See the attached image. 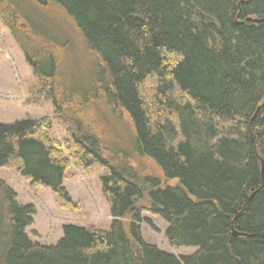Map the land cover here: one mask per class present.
I'll return each mask as SVG.
<instances>
[{"label":"trees","instance_id":"16d2710c","mask_svg":"<svg viewBox=\"0 0 264 264\" xmlns=\"http://www.w3.org/2000/svg\"><path fill=\"white\" fill-rule=\"evenodd\" d=\"M54 9L94 57L83 84L57 81L68 40ZM0 20L67 124L63 149L48 119L0 124V169L68 208L69 165L98 164L112 217L108 231L66 225L57 245L33 243L35 207L0 185V264H264V0H0ZM99 102L129 119L133 154L175 186L103 147L86 117ZM145 212L172 247L197 251L178 259L147 243Z\"/></svg>","mask_w":264,"mask_h":264},{"label":"rangeland","instance_id":"374dc122","mask_svg":"<svg viewBox=\"0 0 264 264\" xmlns=\"http://www.w3.org/2000/svg\"><path fill=\"white\" fill-rule=\"evenodd\" d=\"M51 17L58 21L62 35L68 40V48H60L57 52L60 63V77L57 81L68 79L69 82L75 81L76 85L83 84L94 57L86 52L80 33L62 12L54 9ZM66 106L70 108L69 104ZM57 117L53 102L46 98V91L42 90V85L27 63L23 51L0 20V124L48 119L52 123L50 139L56 147L63 149L67 124ZM86 117L108 152L117 149L130 152L131 164L161 177L165 186L177 184V181L164 179L150 160L133 154L130 144L132 126L125 115L114 114L108 106L99 102L87 109ZM103 174L104 170L98 164L84 169L72 162L63 183L72 202L68 208L52 190L33 185L15 169H0V185L14 192L19 205L35 207L33 223L26 229L30 241L55 246L63 238V228L66 225L110 230L112 217L102 191ZM147 202L145 199L143 204L146 205ZM4 208L3 195L0 192V222L5 214ZM141 227L147 243L178 259L197 251L196 248L172 247L165 234L167 223L160 216L145 212Z\"/></svg>","mask_w":264,"mask_h":264},{"label":"water","instance_id":"95a60500","mask_svg":"<svg viewBox=\"0 0 264 264\" xmlns=\"http://www.w3.org/2000/svg\"><path fill=\"white\" fill-rule=\"evenodd\" d=\"M262 106L258 108L257 114L261 111ZM262 175H264V163L262 164Z\"/></svg>","mask_w":264,"mask_h":264}]
</instances>
